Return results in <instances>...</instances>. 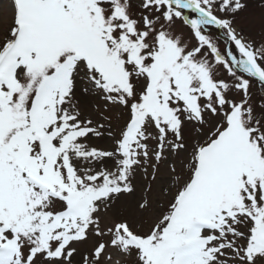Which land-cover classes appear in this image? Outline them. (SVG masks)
I'll return each mask as SVG.
<instances>
[{"label":"snow or ice","instance_id":"snow-or-ice-1","mask_svg":"<svg viewBox=\"0 0 264 264\" xmlns=\"http://www.w3.org/2000/svg\"><path fill=\"white\" fill-rule=\"evenodd\" d=\"M251 3L0 0V264H264Z\"/></svg>","mask_w":264,"mask_h":264},{"label":"rangeland","instance_id":"rangeland-1","mask_svg":"<svg viewBox=\"0 0 264 264\" xmlns=\"http://www.w3.org/2000/svg\"><path fill=\"white\" fill-rule=\"evenodd\" d=\"M259 3V0H252V3L250 4V8H252L255 11H259L258 7H256V5ZM215 31V35L217 37H219V31L218 30H214Z\"/></svg>","mask_w":264,"mask_h":264}]
</instances>
